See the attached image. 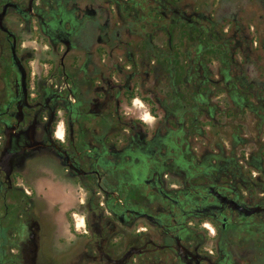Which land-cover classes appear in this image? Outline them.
Returning <instances> with one entry per match:
<instances>
[{"label":"flooded vegetation","instance_id":"obj_1","mask_svg":"<svg viewBox=\"0 0 264 264\" xmlns=\"http://www.w3.org/2000/svg\"><path fill=\"white\" fill-rule=\"evenodd\" d=\"M0 264H264V0H0Z\"/></svg>","mask_w":264,"mask_h":264}]
</instances>
